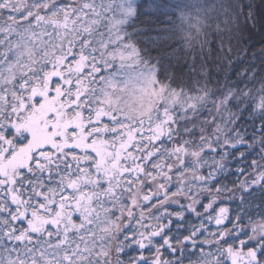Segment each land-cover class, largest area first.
I'll return each mask as SVG.
<instances>
[{"label": "snow or ice", "instance_id": "snow-or-ice-1", "mask_svg": "<svg viewBox=\"0 0 264 264\" xmlns=\"http://www.w3.org/2000/svg\"><path fill=\"white\" fill-rule=\"evenodd\" d=\"M0 264H264V0H0Z\"/></svg>", "mask_w": 264, "mask_h": 264}]
</instances>
